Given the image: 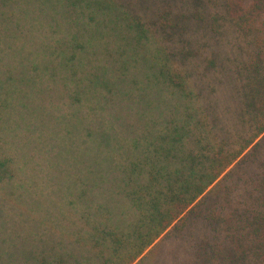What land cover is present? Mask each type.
Returning a JSON list of instances; mask_svg holds the SVG:
<instances>
[{"label": "trees", "instance_id": "trees-1", "mask_svg": "<svg viewBox=\"0 0 264 264\" xmlns=\"http://www.w3.org/2000/svg\"><path fill=\"white\" fill-rule=\"evenodd\" d=\"M223 1L64 4L70 24L81 26L71 34L84 33L83 25L92 24L108 37L103 25L111 24L116 37L102 57L105 76L95 90L80 100L75 90L69 93L76 113L100 107L115 79L118 85L142 83L135 94L150 88L164 100L171 93L176 105L170 102V111L159 116L165 122L161 129L148 131L142 144L135 142L131 166L123 170L128 211H118L123 200L119 206L107 203L83 211L76 221L81 231L68 232L80 237L69 246L83 252V260L68 255V246L66 254L56 253L54 243L35 264H135L164 234V240L173 236L178 242L189 234L180 264H264V0ZM8 4L0 0L5 39L23 37L25 29L30 34L27 20L4 11ZM230 29L238 40L235 54L208 53L214 45L225 47ZM76 43L68 44L69 62L80 56ZM0 91L2 116L13 92H4L1 83ZM0 183L9 194L13 173L4 161ZM89 193L85 188L83 194ZM161 251L150 250L144 258L157 262ZM172 252L179 257L176 249Z\"/></svg>", "mask_w": 264, "mask_h": 264}, {"label": "rangeland", "instance_id": "rangeland-1", "mask_svg": "<svg viewBox=\"0 0 264 264\" xmlns=\"http://www.w3.org/2000/svg\"><path fill=\"white\" fill-rule=\"evenodd\" d=\"M10 1L4 11L27 20L30 34L25 29L23 37L7 40L0 31V83L4 92H13L5 100L10 112L0 113V162H6L13 173L9 194L0 183V264H35L54 243L56 253L66 254L68 246V255L83 260V252L69 246L80 237L68 232L81 231L76 221L90 208L107 207V203L119 206L123 200L118 211H128L124 205L129 186L123 170L131 166L135 142L142 144L148 131L161 129L165 122L160 117L170 111V102L176 103L171 93L159 100L150 88L135 94L133 89L142 83L130 80L118 85L115 79L100 107L88 114L76 113L68 95L75 90L80 100L99 84L104 75L102 57L116 39L112 25H103L108 37L92 24L83 25L84 33L71 34L81 26L70 24L64 14L68 0ZM102 1L91 3L97 7ZM229 33L226 36L233 43L226 41L225 47L214 45L206 51L226 50L234 55L238 40L234 30ZM72 40L81 45L80 56L69 62ZM220 56L226 60L224 53ZM5 75H9L7 82ZM90 180L94 183L86 182ZM85 188L89 194H83ZM115 189L121 194H100ZM181 236L178 242L162 235L135 264H180L190 241L189 234ZM155 248L162 250L159 261L145 259ZM175 249L179 257L172 254Z\"/></svg>", "mask_w": 264, "mask_h": 264}]
</instances>
